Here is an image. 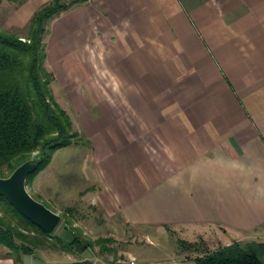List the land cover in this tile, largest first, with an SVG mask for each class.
<instances>
[{
	"label": "crops",
	"instance_id": "obj_1",
	"mask_svg": "<svg viewBox=\"0 0 264 264\" xmlns=\"http://www.w3.org/2000/svg\"><path fill=\"white\" fill-rule=\"evenodd\" d=\"M51 1L0 0V30H28ZM61 2L44 64L95 163L91 204L142 238L264 243V0ZM9 252L0 245V264H197L204 254L129 251L114 263Z\"/></svg>",
	"mask_w": 264,
	"mask_h": 264
},
{
	"label": "trees",
	"instance_id": "obj_2",
	"mask_svg": "<svg viewBox=\"0 0 264 264\" xmlns=\"http://www.w3.org/2000/svg\"><path fill=\"white\" fill-rule=\"evenodd\" d=\"M61 0H52L31 19L28 33L21 36L0 30V178L9 177L23 163L35 160L27 185L50 162L51 154L78 139L67 112L55 101L50 83L52 75L43 68V37L47 21L65 11ZM36 154V155H35ZM35 155V157H34ZM34 175V176H33ZM33 176V178H31ZM49 234L21 215L0 195V245L19 261L20 254H37L38 249L54 248L85 258L92 243ZM54 240V242H53ZM112 240L100 238L101 252H109ZM197 264H264V243H234L205 252Z\"/></svg>",
	"mask_w": 264,
	"mask_h": 264
},
{
	"label": "rangeland",
	"instance_id": "obj_3",
	"mask_svg": "<svg viewBox=\"0 0 264 264\" xmlns=\"http://www.w3.org/2000/svg\"><path fill=\"white\" fill-rule=\"evenodd\" d=\"M14 33L26 36L28 30H17ZM45 50V43L43 41ZM43 60V68H45ZM55 101L68 110L69 117L73 120V130L79 133L78 122L69 111L70 104L63 96H58L57 90L50 83ZM82 139V138H81ZM36 155V154H35ZM34 155V157H35ZM95 163L91 160L90 151L85 140H80V135L69 146L62 147L51 154V159L45 170L39 172L27 185L28 192L34 199L43 203L50 210L60 214L62 221L52 235L63 242L69 243L75 234L93 247L83 256L98 257L102 260L118 263L129 259L127 253L131 251L141 261L158 260L168 256H193L196 253L214 251L215 243L206 244L200 241L197 248L181 245L178 236L171 230L149 232V236L138 237V232L130 231L118 219L104 216L100 209L91 202L93 197L86 195L87 191L98 188L95 179ZM138 235V236H137ZM109 238L112 240L107 246L111 251L101 252L98 239ZM53 240V242H54ZM58 251V250H57ZM56 252L54 248L38 249L39 257H50Z\"/></svg>",
	"mask_w": 264,
	"mask_h": 264
},
{
	"label": "water",
	"instance_id": "obj_4",
	"mask_svg": "<svg viewBox=\"0 0 264 264\" xmlns=\"http://www.w3.org/2000/svg\"><path fill=\"white\" fill-rule=\"evenodd\" d=\"M38 166L30 160L20 165L9 177L0 178V195L21 215L33 224L52 234L62 221V216L37 201L27 190V179Z\"/></svg>",
	"mask_w": 264,
	"mask_h": 264
}]
</instances>
